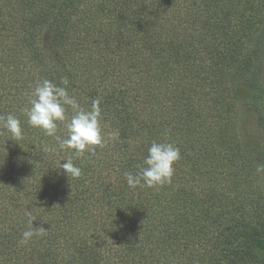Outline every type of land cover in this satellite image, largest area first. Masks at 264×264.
<instances>
[{"label":"trees","instance_id":"obj_1","mask_svg":"<svg viewBox=\"0 0 264 264\" xmlns=\"http://www.w3.org/2000/svg\"><path fill=\"white\" fill-rule=\"evenodd\" d=\"M45 78L67 79L85 108L100 99L103 147L77 157L27 124L32 87ZM215 84L234 112L218 116L227 165L241 155L255 170L264 164V0H0V116H18L24 133L15 141L0 129V264H264V227L243 204L197 191L205 173L192 168L195 155L215 154L216 121L200 112ZM240 103L252 121L236 131ZM154 140L181 150L172 183L130 188L124 173L139 170ZM57 151L79 178L58 176ZM30 216L49 231L21 245Z\"/></svg>","mask_w":264,"mask_h":264},{"label":"clouds","instance_id":"obj_2","mask_svg":"<svg viewBox=\"0 0 264 264\" xmlns=\"http://www.w3.org/2000/svg\"><path fill=\"white\" fill-rule=\"evenodd\" d=\"M68 85L67 79H62L60 84L47 78L35 82L29 96V106L24 110V114L27 124L42 130L45 136L53 137L59 149L73 150L75 156L81 157L85 152H94L95 146L103 147L106 143L101 125V101L99 98L93 99L90 108H85L69 93ZM60 124L66 129V135L63 137L57 134ZM0 129L10 134L12 140L23 139L22 121L12 113L0 116ZM108 138L119 139V131L109 133ZM44 152L47 153L48 149L45 148ZM181 158V150L175 143L154 140L143 163L138 165L139 170L135 173H124L126 182L130 188L137 186L153 188L171 184L175 175V165ZM62 161L66 162L60 163L59 168H62L70 179L82 175L81 168L73 163L71 157ZM257 172L264 173V164L257 165ZM34 220L29 217V226L21 234L19 241L21 245H28L33 238L43 237L49 231L44 227H34Z\"/></svg>","mask_w":264,"mask_h":264},{"label":"rangeland","instance_id":"obj_3","mask_svg":"<svg viewBox=\"0 0 264 264\" xmlns=\"http://www.w3.org/2000/svg\"><path fill=\"white\" fill-rule=\"evenodd\" d=\"M185 10L190 13V10ZM252 13H255V9H253ZM177 17L188 18L184 11H178ZM236 18L240 21L244 20L238 14H236ZM232 35L233 39H237L241 34L237 29L235 32H232ZM216 87L217 84H215L212 89L207 91L208 93L206 94V96L208 97V99L207 97H205L207 103L204 102L205 107L200 110V112L206 110L210 114L211 119L216 121V123L214 122L213 124L214 142L212 147L210 148V152H213L215 154L213 155L212 153H210L209 157L206 158L203 156V154L201 156H197L198 154L195 155L197 157L195 159V162L197 164H193L192 168L194 167L195 171L200 168L201 172L204 171L203 173H205L204 180L199 181V187L197 191L199 192V195L201 194L203 196V199L221 197L222 195H224L231 202L236 201L238 202V205L243 204L244 209L252 214L246 216V218L251 219L254 226L261 228L264 227V173L257 172V167L255 168V170H252V167L247 164L246 159L241 155H239L235 164L230 163L229 165H227V154L223 150L224 146L222 144V141H218V137L220 134L228 130V127H224L219 124L223 121H218V116H223L224 118H226L230 116L229 114H234V112H226L227 104H224L222 95L215 91ZM240 106L241 108H239V110L235 113L233 117L234 122H232V128L236 131H241L242 126H246L249 128L252 121V119L251 121L249 120V116L252 114L249 111L244 113L242 109L243 105H241V103ZM253 128H255L256 131L257 129L261 130V128H258L256 126V123H254ZM229 129L232 130L231 128ZM64 155H61V152L57 151L56 154H54L50 158V160L54 159L59 161L55 165L56 168H59L60 163L62 164L66 162L62 161L66 158ZM184 166L188 165L185 164ZM57 170L58 176H61L63 173H65L62 168H59ZM237 180H239V184L236 183ZM203 188H205L206 192H209L210 194L205 196V191L201 193V190ZM253 190L257 191L253 192ZM236 197L238 199H236ZM221 204L223 207H225V201ZM211 210L214 211L215 209L211 207ZM214 217L215 213H213V216L210 217V221H208L206 225H203L206 228H211L210 222H212ZM208 256L209 255H205L206 258ZM194 259L196 258H193V260Z\"/></svg>","mask_w":264,"mask_h":264}]
</instances>
